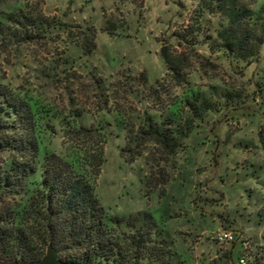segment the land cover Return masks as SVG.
<instances>
[{"label": "rangeland", "instance_id": "rangeland-1", "mask_svg": "<svg viewBox=\"0 0 264 264\" xmlns=\"http://www.w3.org/2000/svg\"><path fill=\"white\" fill-rule=\"evenodd\" d=\"M227 24L216 0H0V75L53 117L48 148H103V207L153 217L185 264H264V45L228 57ZM171 118L184 132L173 153L130 145ZM74 121L91 133H70Z\"/></svg>", "mask_w": 264, "mask_h": 264}, {"label": "trees", "instance_id": "trees-1", "mask_svg": "<svg viewBox=\"0 0 264 264\" xmlns=\"http://www.w3.org/2000/svg\"><path fill=\"white\" fill-rule=\"evenodd\" d=\"M216 1L228 21L219 31L220 48L239 61L256 58L264 45V29L260 37L256 32L264 5L252 10L240 0ZM84 47L93 51L94 40L87 38ZM52 123V116L13 94L0 75V261L35 263L51 251L68 264H185L156 233L153 217L109 215L97 195L104 149L59 155L45 143ZM67 127L82 137L92 131L78 121ZM183 135L173 118L149 120L130 145L153 143L173 153Z\"/></svg>", "mask_w": 264, "mask_h": 264}, {"label": "water", "instance_id": "water-1", "mask_svg": "<svg viewBox=\"0 0 264 264\" xmlns=\"http://www.w3.org/2000/svg\"><path fill=\"white\" fill-rule=\"evenodd\" d=\"M0 264H68V263L59 260L57 255L50 251L48 253V255L42 261H39V262H35V263H5V262L0 261Z\"/></svg>", "mask_w": 264, "mask_h": 264}, {"label": "built area", "instance_id": "built-area-1", "mask_svg": "<svg viewBox=\"0 0 264 264\" xmlns=\"http://www.w3.org/2000/svg\"><path fill=\"white\" fill-rule=\"evenodd\" d=\"M217 241L220 244L231 243V242L234 241V236L230 232H225V233H222V234L218 235ZM243 261L245 262V260H243Z\"/></svg>", "mask_w": 264, "mask_h": 264}]
</instances>
